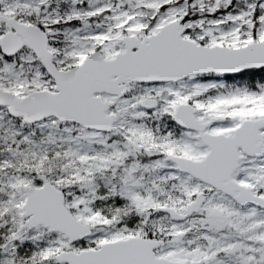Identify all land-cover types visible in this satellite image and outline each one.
Here are the masks:
<instances>
[{"label": "snow or ice", "instance_id": "snow-or-ice-1", "mask_svg": "<svg viewBox=\"0 0 264 264\" xmlns=\"http://www.w3.org/2000/svg\"><path fill=\"white\" fill-rule=\"evenodd\" d=\"M0 264H264V0H0Z\"/></svg>", "mask_w": 264, "mask_h": 264}]
</instances>
